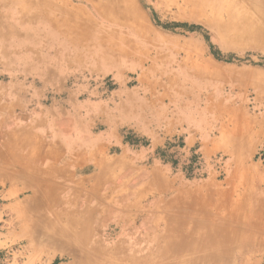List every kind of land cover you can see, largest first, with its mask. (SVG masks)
I'll return each instance as SVG.
<instances>
[{"label":"rangeland","instance_id":"rangeland-1","mask_svg":"<svg viewBox=\"0 0 264 264\" xmlns=\"http://www.w3.org/2000/svg\"><path fill=\"white\" fill-rule=\"evenodd\" d=\"M122 1H1L11 31L0 32V122L38 118L53 132L68 121L124 137L132 174L142 169L144 180L153 166L169 185L141 211L127 215L128 201L109 208L112 219L96 228L103 243L83 244L43 237L26 185L16 192L2 181L0 264H90L94 248L123 237H170L175 215L182 231L227 216L235 206L218 191L253 198L245 210L264 198V0ZM253 246L248 264H264Z\"/></svg>","mask_w":264,"mask_h":264},{"label":"bare ground","instance_id":"bare-ground-1","mask_svg":"<svg viewBox=\"0 0 264 264\" xmlns=\"http://www.w3.org/2000/svg\"><path fill=\"white\" fill-rule=\"evenodd\" d=\"M1 1L4 0H0V32L10 30L8 23L3 24V21H6L3 17H9L5 14L11 12L5 8L7 4L4 7ZM121 2L124 1L121 0ZM123 4L126 6L125 3ZM51 161L56 160L45 161L42 158L31 164V169L36 175L31 177L32 182L29 178L27 179L25 187V190H29L32 194L30 204L35 205V211L30 216L31 223L40 227V234L43 237H52V240L54 237H73L83 244L90 239L95 244L103 243L99 235L95 236L96 231H99L96 228L102 227L108 220V209L103 208L97 211L95 206L106 198L99 197L96 202L84 196L83 186L82 190H77V187L74 193L60 186L65 180H59L60 177L56 175L58 171L53 166H46ZM67 192L71 194L66 196ZM89 193L92 196L94 194L91 189ZM78 194L81 199L84 198L81 204L77 203ZM218 197L226 207L235 206L232 208V213L221 217L211 214L193 220L191 231L180 230L181 217L175 215L170 237H143L142 239L123 237L111 247L94 248L90 264H237V262L248 264L256 254L252 251L255 247L253 244L258 245L256 249H264V198H259L257 205L251 204V208L245 210L253 198L244 195L242 198L234 199V195L227 191H218ZM237 208L245 209L240 211ZM115 218L118 219V217ZM64 225H70L72 229L64 231L62 229ZM109 234L111 231L107 229L105 235L108 237ZM236 249L243 252L238 259L235 255ZM67 253L73 257L79 256L75 248ZM32 264H35L34 261Z\"/></svg>","mask_w":264,"mask_h":264},{"label":"crops","instance_id":"crops-1","mask_svg":"<svg viewBox=\"0 0 264 264\" xmlns=\"http://www.w3.org/2000/svg\"><path fill=\"white\" fill-rule=\"evenodd\" d=\"M11 120L6 124L0 122V182H6L9 188L16 187V192L24 188L28 178L32 182L31 177L36 174L31 172V164L42 158L56 159L46 166H53L59 180H65L63 185L59 183L60 186L72 193L77 187V190H82V186L91 189L96 202L99 197L106 198L96 204L97 211L122 206L125 201H128L127 215L131 214L130 207L141 211L146 208V201L169 185L153 166L144 180L142 169L132 174L137 168L126 153L129 145L124 137L109 141L107 132L96 128L87 132L75 131L68 121H62L60 129L49 132L38 118L21 125L14 123L15 117ZM127 174L130 176L126 177ZM112 179L115 180L113 190H106ZM124 208L122 206L121 210ZM110 216L108 220L112 219Z\"/></svg>","mask_w":264,"mask_h":264}]
</instances>
